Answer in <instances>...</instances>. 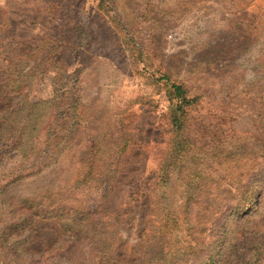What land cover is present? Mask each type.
Segmentation results:
<instances>
[{
	"label": "rangeland",
	"instance_id": "1",
	"mask_svg": "<svg viewBox=\"0 0 264 264\" xmlns=\"http://www.w3.org/2000/svg\"><path fill=\"white\" fill-rule=\"evenodd\" d=\"M211 260L264 264V0H0V264Z\"/></svg>",
	"mask_w": 264,
	"mask_h": 264
},
{
	"label": "trees",
	"instance_id": "2",
	"mask_svg": "<svg viewBox=\"0 0 264 264\" xmlns=\"http://www.w3.org/2000/svg\"><path fill=\"white\" fill-rule=\"evenodd\" d=\"M101 1L102 0H100V3ZM167 85L169 86V80L166 81V86ZM166 96L167 100L173 101L175 104L172 123L177 130H180L183 124L182 119L185 118V109L195 104L197 102V97L190 98L187 89L182 84L177 83L172 84L170 89L167 88ZM246 201L250 202L251 200L247 199ZM212 263L213 260H211L210 264Z\"/></svg>",
	"mask_w": 264,
	"mask_h": 264
}]
</instances>
